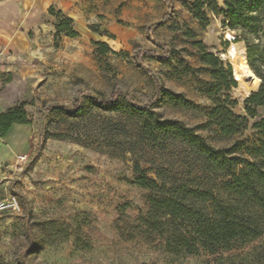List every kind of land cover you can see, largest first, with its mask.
Segmentation results:
<instances>
[{"label": "rangeland", "instance_id": "rangeland-1", "mask_svg": "<svg viewBox=\"0 0 264 264\" xmlns=\"http://www.w3.org/2000/svg\"><path fill=\"white\" fill-rule=\"evenodd\" d=\"M11 2L0 0V111L23 105L30 123L0 138V199L14 195L21 206L0 212V264H264V232L215 253L166 250L141 219L151 193L134 183L138 160L149 177L160 168L238 214L254 211L223 189L219 173L203 170L193 148L162 135L149 142L132 113L152 110L227 156L255 160L249 150L264 143L255 127L264 107L250 117L244 101L260 80L244 72L245 44L227 41L236 31L224 18L203 6L204 20L196 19V0H62L78 34L69 37L56 33L48 8ZM251 40L263 45L264 35ZM98 42L111 52L99 53ZM204 52L238 69L228 93L246 118L237 134H221L208 117L215 69L201 61ZM112 101L118 111L99 105Z\"/></svg>", "mask_w": 264, "mask_h": 264}, {"label": "trees", "instance_id": "trees-1", "mask_svg": "<svg viewBox=\"0 0 264 264\" xmlns=\"http://www.w3.org/2000/svg\"><path fill=\"white\" fill-rule=\"evenodd\" d=\"M195 6L196 19L204 20L200 11L206 6L212 13L221 15L228 28L236 31L235 38L233 36L231 40H227L229 43L244 42L247 64L243 65V70L246 72L248 66L255 79L260 80L257 89L244 101L247 114L250 117L255 116L254 108L264 107V44H254L251 38L259 34L264 35V0H224L222 8L216 0H196ZM48 13L58 20L57 34L63 32L69 37L78 35L72 28L71 18L63 15L60 10L56 11L53 6L48 8ZM239 31L249 33L250 37L239 34ZM96 47L101 54L111 52L106 43L98 42ZM201 61L215 69L212 74L213 82L206 91V96L213 103V108L208 113L210 121L225 136L243 131L246 128V118L233 112L236 101L231 100L228 94L231 88L237 85L234 78L238 75V69L233 64L232 68L230 64L224 67L223 63L210 53H202ZM222 92L226 94L223 96ZM162 94L160 90L158 97ZM99 105L109 110H119V105L113 101ZM132 113L136 115L135 126L144 130L149 142H156L162 135L193 148L203 170L219 173L222 176L220 185L223 189L235 199L245 200L254 209L247 215L238 214L235 206L224 204L207 190L190 187L177 178L165 179L160 168L156 170V179L147 176L140 162L134 160V183L151 193L148 198V210L141 219L148 229L157 233L166 250L175 255H191L200 249L215 253L240 246L263 234L264 143L249 150L255 160L248 161L236 156H227L223 151L211 147L192 128L179 121H160L156 119L157 114L148 109L133 107ZM29 123L23 105L0 111V138L4 137L13 125ZM255 127L264 132V120L256 123ZM238 166L241 168H236Z\"/></svg>", "mask_w": 264, "mask_h": 264}, {"label": "built area", "instance_id": "built-area-1", "mask_svg": "<svg viewBox=\"0 0 264 264\" xmlns=\"http://www.w3.org/2000/svg\"><path fill=\"white\" fill-rule=\"evenodd\" d=\"M3 211H12L20 212L21 206L18 198L14 195H9L7 197L0 199V212Z\"/></svg>", "mask_w": 264, "mask_h": 264}, {"label": "crops", "instance_id": "crops-1", "mask_svg": "<svg viewBox=\"0 0 264 264\" xmlns=\"http://www.w3.org/2000/svg\"><path fill=\"white\" fill-rule=\"evenodd\" d=\"M10 1L15 2L17 0H10ZM19 1L24 2L25 0H19ZM31 1L33 2L34 9L36 8V9L46 10L53 4H57L59 10L66 11V6H64V4L62 3V0H31Z\"/></svg>", "mask_w": 264, "mask_h": 264}, {"label": "bare ground", "instance_id": "bare-ground-1", "mask_svg": "<svg viewBox=\"0 0 264 264\" xmlns=\"http://www.w3.org/2000/svg\"><path fill=\"white\" fill-rule=\"evenodd\" d=\"M231 34H232V33H231ZM231 38H233V36H232ZM228 40H229V39H228ZM233 51H236V49H233ZM240 85H242V81H241ZM244 92H245L246 94H249V93H250V91H249L248 88H244Z\"/></svg>", "mask_w": 264, "mask_h": 264}, {"label": "water", "instance_id": "water-1", "mask_svg": "<svg viewBox=\"0 0 264 264\" xmlns=\"http://www.w3.org/2000/svg\"><path fill=\"white\" fill-rule=\"evenodd\" d=\"M234 75V74H233Z\"/></svg>", "mask_w": 264, "mask_h": 264}]
</instances>
